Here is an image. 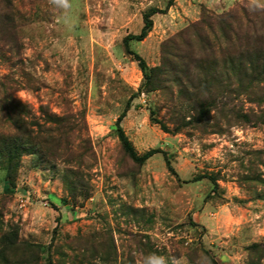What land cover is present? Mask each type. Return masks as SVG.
<instances>
[{
	"label": "rangeland",
	"instance_id": "374dc122",
	"mask_svg": "<svg viewBox=\"0 0 264 264\" xmlns=\"http://www.w3.org/2000/svg\"><path fill=\"white\" fill-rule=\"evenodd\" d=\"M167 1L72 0L66 26L52 0H0V135L14 131L4 112L18 101L34 143L19 152L10 194L0 156V264H144L151 253L264 264V87L144 91L122 43L154 8L146 37L129 41L148 66L174 45L219 60L223 33L202 17L235 11L238 42L248 35L260 49L264 0ZM214 95L210 119L193 121L194 102ZM122 113L136 152H160L140 164L127 156Z\"/></svg>",
	"mask_w": 264,
	"mask_h": 264
},
{
	"label": "trees",
	"instance_id": "16d2710c",
	"mask_svg": "<svg viewBox=\"0 0 264 264\" xmlns=\"http://www.w3.org/2000/svg\"><path fill=\"white\" fill-rule=\"evenodd\" d=\"M173 0H168L166 8L172 4ZM157 9L151 8L143 14V25L139 32L134 34H127L123 37L122 43L125 51L133 56L138 68L140 69L143 81L142 87L144 91H152L155 89H165L169 84L180 86L179 88L188 91L185 84L193 90L192 96L197 91L200 85L206 86L210 90L216 84L222 93L246 92L253 93L254 89H262L264 87V46L258 48L251 43L248 35L244 38V43L238 42L239 23L238 16L235 11L228 12L221 17L212 19L208 15L202 17V22L207 26L217 22L223 33L224 45L218 50L219 60L209 56L208 51L205 52V57H210L209 61H200L197 53L191 51L190 54H182L180 50L174 45V50L162 56V62L156 66H148L145 60L129 48V41H140L144 39L152 26L151 15L157 12ZM161 9L160 12H163ZM243 11V10H242ZM198 31L195 32L197 36ZM231 34L233 39L228 37ZM202 37H199L201 40ZM236 41V42H233ZM188 45V40L184 41ZM203 43V42H201ZM190 44V43H189ZM208 48V47H207ZM179 89V91H180ZM13 109L4 112V119L12 127L14 131L6 135H0V156H5V164L2 166L5 169V176L3 179L2 193L10 194L15 189V167L19 158V152L25 147L34 145L32 132L29 129V122L20 116L17 108L21 110L25 108L24 104L15 101ZM13 104V105H14ZM193 110L196 116L192 117L195 122H205L210 119V110L216 106L215 95L209 99L200 98L194 102ZM12 112V113H11ZM181 111L177 110L179 115ZM15 115H14V114ZM123 113L118 116L116 120V132L120 141L121 147L127 156L136 163H143L153 154L160 152L158 148H151L139 154L136 152L130 140L125 135L119 122ZM162 128H165L164 126ZM1 133V132H0ZM166 158V157H165ZM166 166L172 172V167L166 159ZM210 182L216 186V179L208 175ZM47 264H52L50 259Z\"/></svg>",
	"mask_w": 264,
	"mask_h": 264
},
{
	"label": "clouds",
	"instance_id": "9594fccd",
	"mask_svg": "<svg viewBox=\"0 0 264 264\" xmlns=\"http://www.w3.org/2000/svg\"><path fill=\"white\" fill-rule=\"evenodd\" d=\"M52 4L61 11L64 24L66 26L71 24L73 12L72 0H52ZM144 264H169V259L165 256L151 253L145 258ZM173 264H179V261H174Z\"/></svg>",
	"mask_w": 264,
	"mask_h": 264
}]
</instances>
